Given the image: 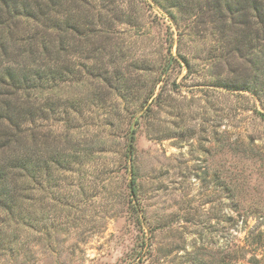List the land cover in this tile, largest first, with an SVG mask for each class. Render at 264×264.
<instances>
[{
    "label": "rangeland",
    "instance_id": "1",
    "mask_svg": "<svg viewBox=\"0 0 264 264\" xmlns=\"http://www.w3.org/2000/svg\"><path fill=\"white\" fill-rule=\"evenodd\" d=\"M207 1L78 0L72 72L25 124L59 153L0 209V264H264V85Z\"/></svg>",
    "mask_w": 264,
    "mask_h": 264
},
{
    "label": "trees",
    "instance_id": "2",
    "mask_svg": "<svg viewBox=\"0 0 264 264\" xmlns=\"http://www.w3.org/2000/svg\"><path fill=\"white\" fill-rule=\"evenodd\" d=\"M64 1L0 0L1 210L7 211L15 206L19 192L17 189L21 184L20 180L27 177L28 172L34 173L35 170L41 168L39 164L41 147H45L53 157L59 153V150L50 145L48 141L43 142L41 147H36L30 151L25 124L35 117L45 118L42 115L43 112L41 113L40 109L35 108L32 104L31 98L49 96L51 93L53 94L48 98L55 97V90L57 91L59 88L58 84L72 72L65 64V60L59 58V51L64 52L65 47L75 48L80 45L76 42L75 34H80L81 31L72 22L74 18L79 17V12L76 10L78 0H69L65 4L66 8L64 9H66L65 14L67 15L64 21L59 22L56 14H60ZM205 6L206 10L211 8L213 10L211 15L218 17L221 22L219 27L221 42L223 44L227 42L226 49L229 53L225 56L223 52L221 55H224L228 62L233 59L248 58L255 73L256 85L253 88V93L257 94L264 85L262 80L259 81L261 77L264 78V0H208ZM20 23L23 26L20 27ZM61 27L63 33L60 35V39L58 38L57 48V45L53 44L57 38L54 39L52 34L59 32ZM20 30L23 31L20 32ZM17 33L21 37H17ZM242 49L246 53L243 54ZM74 50L75 52L78 51L77 49ZM101 50V46H97V51L101 52ZM231 50L232 53H230ZM53 51H56L55 56H52ZM64 55V57L67 56L66 53ZM58 62L62 65H58ZM107 74V70L102 69H98V72L94 73L111 85V82L107 80L109 79ZM120 74L119 71L114 72L117 77L114 81L118 80L121 83L119 79L122 80V76ZM224 86L225 88L228 86L232 88L227 82L224 83ZM239 86L233 89L246 88V83L244 82ZM151 95L152 92L148 98ZM255 97L257 96L255 95ZM153 98L154 101L152 102L157 103L160 95ZM147 101L146 99L144 102ZM149 110L150 105L147 107L144 116ZM258 114L260 119L264 121V113L258 112ZM32 154L34 157L37 156L35 157L36 160L33 159ZM46 161L44 160L45 165ZM135 172L133 165L132 185L136 189L138 183Z\"/></svg>",
    "mask_w": 264,
    "mask_h": 264
}]
</instances>
